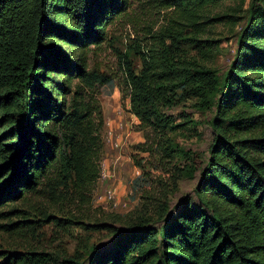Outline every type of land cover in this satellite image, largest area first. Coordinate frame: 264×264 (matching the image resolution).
Here are the masks:
<instances>
[{
    "label": "trees",
    "instance_id": "trees-1",
    "mask_svg": "<svg viewBox=\"0 0 264 264\" xmlns=\"http://www.w3.org/2000/svg\"><path fill=\"white\" fill-rule=\"evenodd\" d=\"M131 1L0 0V207L40 199L54 173L71 189L98 179L96 139L85 132L86 115L68 113L67 95L74 80L88 76L84 51L106 41ZM169 1L187 12L190 26L226 18L204 11L223 0ZM180 37L171 35L170 44L158 38L142 53L141 72L128 63L125 76L130 112L166 158L178 152L169 135L193 122L182 113L177 124L168 110L190 100L216 109L197 199L169 210L167 195L146 197L122 218L123 229L93 225L112 241L67 264H264V0L249 1L235 58L222 76L189 52L210 58L216 41ZM176 170L188 178L196 172L193 165ZM0 264L56 261L28 253Z\"/></svg>",
    "mask_w": 264,
    "mask_h": 264
},
{
    "label": "rangeland",
    "instance_id": "rangeland-1",
    "mask_svg": "<svg viewBox=\"0 0 264 264\" xmlns=\"http://www.w3.org/2000/svg\"><path fill=\"white\" fill-rule=\"evenodd\" d=\"M249 1L223 0L206 7L207 16L226 18L202 27L190 26L187 12L167 5L169 0L131 1L126 13L108 27L106 41L84 51L88 76L74 80L67 95L68 113L78 109L81 115H86L85 132L96 139L98 179L84 185L77 182L78 186L75 184L71 189L54 179V173L53 180L42 186L40 199L0 207V263L5 256L24 258L28 253H45L56 264H67L112 241L109 231L94 229L93 225L105 223L123 229L122 218L131 217L146 202V197L162 199L167 195L169 210L185 198L196 201L201 170L210 160L216 109L203 110L197 100H190L168 110L177 124L183 123L182 113L193 122L169 135L178 152L174 159L166 158L164 146L146 138L140 121L130 112L125 70L129 63L136 73L141 72L143 52L154 49L160 37L170 44L171 35H180L181 40L197 36L200 40L216 41L210 58L192 48L189 52L192 59L206 64L219 76L224 75L235 58ZM185 45L182 41L181 46ZM114 121L123 123L121 148H115L108 140L107 124ZM191 165L196 169L193 178L176 170L183 171ZM103 167L109 176L106 181L99 177ZM106 189L116 194V208L97 201Z\"/></svg>",
    "mask_w": 264,
    "mask_h": 264
},
{
    "label": "built area",
    "instance_id": "built-area-1",
    "mask_svg": "<svg viewBox=\"0 0 264 264\" xmlns=\"http://www.w3.org/2000/svg\"><path fill=\"white\" fill-rule=\"evenodd\" d=\"M108 140L112 143L115 148H121V130L123 129L122 121L118 122H108ZM118 132V133H117ZM108 174L103 167V172L100 175L101 181H106L108 179ZM117 197L112 189H106L102 194L98 195L97 201L101 204H106L112 208L117 206Z\"/></svg>",
    "mask_w": 264,
    "mask_h": 264
}]
</instances>
